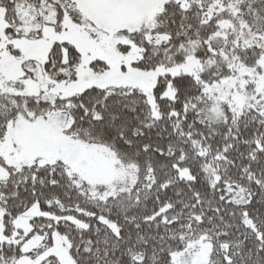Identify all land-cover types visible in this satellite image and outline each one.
<instances>
[{"label":"snow or ice","instance_id":"1","mask_svg":"<svg viewBox=\"0 0 264 264\" xmlns=\"http://www.w3.org/2000/svg\"><path fill=\"white\" fill-rule=\"evenodd\" d=\"M0 264H264V0H0Z\"/></svg>","mask_w":264,"mask_h":264}]
</instances>
